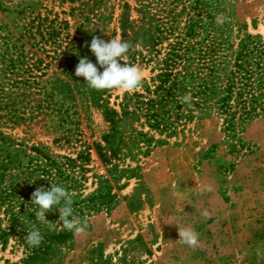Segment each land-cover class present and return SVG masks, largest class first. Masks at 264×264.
<instances>
[{
    "label": "rangeland",
    "instance_id": "obj_1",
    "mask_svg": "<svg viewBox=\"0 0 264 264\" xmlns=\"http://www.w3.org/2000/svg\"><path fill=\"white\" fill-rule=\"evenodd\" d=\"M0 1L9 6L28 0ZM37 1L59 33L49 42L32 28L33 39L21 37L15 42L17 51L9 50L6 59L12 52L14 65L7 76L18 81L34 110L31 119L15 124L1 119L0 130L54 156L75 157L88 147L85 185L89 190L91 174L108 179L93 148L95 143L102 145L100 137L107 130L103 107L111 106L127 90H94L75 75L80 58L96 63L86 42L90 44L93 36L106 42L122 37V21L137 23L142 3L165 9L175 4L179 26L198 10L193 0H97L89 12L91 1L84 7L79 0ZM228 10L240 36L248 33L264 40V0H228ZM11 25L10 18L0 12V26L10 31ZM16 35L9 34L8 42ZM235 36L233 26L234 43ZM5 63L0 62V68ZM141 68L147 79L148 67ZM164 140L150 147L147 155L138 156L140 179L131 178L116 191L110 210L82 218L88 222L86 232H72L71 245L61 249L58 264H93L108 255L115 262L120 246L137 234L150 254L135 242L125 252L129 264H264V116L235 127L231 135L222 120L211 114L188 123L182 135ZM234 142L239 145L232 150ZM135 188L140 195L129 209ZM177 224L193 228L199 234V246L181 243ZM11 244L10 239L5 246L0 244V264L22 256Z\"/></svg>",
    "mask_w": 264,
    "mask_h": 264
},
{
    "label": "trees",
    "instance_id": "obj_2",
    "mask_svg": "<svg viewBox=\"0 0 264 264\" xmlns=\"http://www.w3.org/2000/svg\"><path fill=\"white\" fill-rule=\"evenodd\" d=\"M79 1L82 7L91 1L86 8L89 12L97 0ZM149 4L139 5L137 23L129 25L125 18L121 25L123 40L133 45L127 53L128 61L148 67L149 76L143 79L142 87L124 91L111 106L104 105L102 116L107 130L100 137L102 145L93 144L108 179L91 174L87 190L88 147L75 157L54 156L0 130V244L5 246L10 239L22 254L17 261L4 260L6 264H58L61 249L71 245L72 232L59 227L50 231L47 223L36 219L38 206L31 203L36 188L47 190L51 184L65 187L72 194L74 214L81 219L93 212L108 211L115 203L116 191L129 179H140L138 156L147 155L150 147L164 139L182 135L188 123L215 114L224 129L234 135L235 127L264 116V40L259 35H239V25L231 21L228 0H193L198 12L189 15L181 26L175 4L166 9ZM40 5L37 0H28L3 6L0 1V12L12 24L10 31L0 26V62H7L0 68V120L14 124L31 119L34 110L25 101L18 81L7 76L14 65L12 52L19 48L15 42L21 37L33 39L32 28L40 39L49 42H54L59 33L52 19H47L44 7L47 13H41ZM218 18L222 22L218 23ZM233 26L235 43L231 40ZM9 34H17L10 43ZM9 50L12 52L6 59ZM189 92L190 107L181 102ZM230 145L235 150L239 144ZM121 179L125 181L119 184ZM134 191L127 203L129 209L140 195L137 188ZM58 207L45 213L46 220L58 222ZM33 228L43 237L35 247L25 239ZM135 242L146 248L137 234L120 246L121 255L115 262L108 255L93 264H129L125 252ZM145 251L150 254L147 248Z\"/></svg>",
    "mask_w": 264,
    "mask_h": 264
},
{
    "label": "clouds",
    "instance_id": "obj_3",
    "mask_svg": "<svg viewBox=\"0 0 264 264\" xmlns=\"http://www.w3.org/2000/svg\"><path fill=\"white\" fill-rule=\"evenodd\" d=\"M217 22L222 21L218 18ZM85 46L89 47L95 56L96 63L94 64L87 57L80 58L75 67V75L83 77L87 87L94 90L123 89L127 91L142 87L143 69L129 62L127 58L129 49L133 47L130 42L123 40L122 37H111L106 42L93 36L90 44L86 42ZM181 102L190 107L191 93L182 96ZM31 203L38 206V211L35 213L36 219L47 223L50 231L59 227L61 230L83 234L88 228L87 219H81L74 214L72 194L61 185L51 184L47 190L43 187L36 188L31 194ZM53 206H59L58 222H49L45 218V213L51 211ZM204 214L206 213H202ZM177 226L181 243L189 247L199 246V234L193 228L181 227L178 224ZM25 239L30 246L35 247L40 244L43 237L38 229L33 228L27 233Z\"/></svg>",
    "mask_w": 264,
    "mask_h": 264
}]
</instances>
